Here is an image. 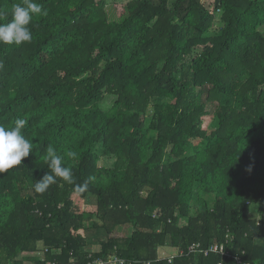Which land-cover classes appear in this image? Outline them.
<instances>
[{
    "label": "trees",
    "instance_id": "16d2710c",
    "mask_svg": "<svg viewBox=\"0 0 264 264\" xmlns=\"http://www.w3.org/2000/svg\"><path fill=\"white\" fill-rule=\"evenodd\" d=\"M36 2L47 15L32 41L0 44V125L24 119L33 146L0 173V264H168L157 249L226 235L233 256L264 264V0H131L121 12L113 0ZM18 3L0 0V23ZM105 94L115 100L103 109ZM49 146L75 183L37 193ZM220 262L236 264L175 260Z\"/></svg>",
    "mask_w": 264,
    "mask_h": 264
},
{
    "label": "clouds",
    "instance_id": "9594fccd",
    "mask_svg": "<svg viewBox=\"0 0 264 264\" xmlns=\"http://www.w3.org/2000/svg\"><path fill=\"white\" fill-rule=\"evenodd\" d=\"M46 15L47 10L36 0H22V3L13 5L11 21L0 23V44L19 46L30 43L33 39L31 22L36 16ZM2 67L0 64V68ZM25 124L24 119L18 118L10 128L0 125V173H6L21 165L22 160L32 152V143L23 135ZM68 155L75 157L76 154L70 152ZM47 163L50 171L41 180L35 181L34 190L37 193H44L51 185L56 184L58 179L68 184L75 183L72 169L65 166L64 158L52 146L47 148ZM87 187V181L76 185L81 192Z\"/></svg>",
    "mask_w": 264,
    "mask_h": 264
},
{
    "label": "built area",
    "instance_id": "2783aa9c",
    "mask_svg": "<svg viewBox=\"0 0 264 264\" xmlns=\"http://www.w3.org/2000/svg\"><path fill=\"white\" fill-rule=\"evenodd\" d=\"M233 241V237L231 235H226L225 240L222 243H212L208 246H204L200 243L197 244H192L190 245L186 251L183 250H173L174 254L171 256H168L166 258L163 257H158L157 260L160 259H166L168 264H176L175 260L176 259H182L185 256H190V255H197V256H203V257H208L211 254L219 255L223 258H234L236 264H249L243 261L241 256H233L230 251L227 249V246L230 245ZM46 252L47 250L44 249ZM243 254V253H242ZM43 257V253L41 254ZM43 261L44 259L41 258ZM47 264H57L55 262L52 263H47ZM64 264H79L77 259L71 258L69 261L65 262ZM85 264H126V260L118 258L116 255H112L109 257H106L105 259L102 258H95L87 261ZM143 264H150L149 261L144 262ZM177 264H182V263H177ZM193 264V263H192ZM218 264H222L221 262Z\"/></svg>",
    "mask_w": 264,
    "mask_h": 264
},
{
    "label": "rangeland",
    "instance_id": "374dc122",
    "mask_svg": "<svg viewBox=\"0 0 264 264\" xmlns=\"http://www.w3.org/2000/svg\"><path fill=\"white\" fill-rule=\"evenodd\" d=\"M131 0H113V2L110 4V9H114L115 11L117 12H121L122 10V6H124L127 2H129ZM174 1L176 0H170V4L173 3ZM109 9V5L107 7ZM115 100L114 97L110 96V95H107L105 94L104 96V100L102 101L101 103V107L103 109H106L108 108L112 102ZM100 157V160H99V163L98 165L100 167H106V168H109L112 166L113 162H114V159L112 157H105V156H99ZM78 203L79 206H81V202L80 201H76ZM86 203L84 202V205ZM95 204H96V200L94 198H91L89 202H87L86 205L88 206H85L84 207V210L86 209H92V211L94 210V208H89V205L91 207H95ZM86 210V211H88ZM258 221V220H257ZM131 231V228L128 227V226H125V227H122V228H119V229H116L112 235H115L116 237H119V238H122V237H125L127 236ZM87 241H88V246H87V251L89 253H92V252H95L99 249V243H96L95 240H93L92 236L89 235V237H87ZM174 254V251L170 248V247H163V248H159L157 249V257H163V258H166L168 256H171Z\"/></svg>",
    "mask_w": 264,
    "mask_h": 264
}]
</instances>
